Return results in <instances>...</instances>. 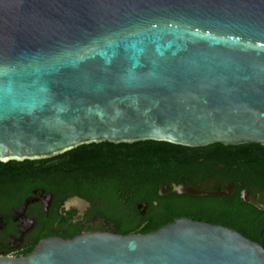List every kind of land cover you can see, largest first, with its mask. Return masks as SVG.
<instances>
[{
	"label": "water",
	"instance_id": "water-1",
	"mask_svg": "<svg viewBox=\"0 0 264 264\" xmlns=\"http://www.w3.org/2000/svg\"><path fill=\"white\" fill-rule=\"evenodd\" d=\"M147 141L264 146V0H0V163ZM0 264H264V249L178 218Z\"/></svg>",
	"mask_w": 264,
	"mask_h": 264
},
{
	"label": "trees",
	"instance_id": "trees-1",
	"mask_svg": "<svg viewBox=\"0 0 264 264\" xmlns=\"http://www.w3.org/2000/svg\"><path fill=\"white\" fill-rule=\"evenodd\" d=\"M259 154H264V146L254 144H214L204 148L153 141L83 145L46 160L0 163V190L7 189L0 194V201H9L11 197L21 201L30 189H42L86 200L90 204L89 213L110 226L109 233L146 234L175 219L187 218L233 229L258 243L256 234L264 221L251 224L237 201L174 193L170 184L194 177L211 156L222 155L229 163L242 160L244 167L260 171L264 169V161L253 158ZM190 158H200L203 163L197 166ZM161 186H167L169 192L158 195ZM141 202L147 204L143 216L135 209ZM42 229L40 238L53 234L46 232L47 228ZM77 234V230L69 229L62 237L70 239ZM261 237L264 249V231Z\"/></svg>",
	"mask_w": 264,
	"mask_h": 264
},
{
	"label": "flooded vegetation",
	"instance_id": "flooded-vegetation-1",
	"mask_svg": "<svg viewBox=\"0 0 264 264\" xmlns=\"http://www.w3.org/2000/svg\"><path fill=\"white\" fill-rule=\"evenodd\" d=\"M253 158L264 161V154L254 155ZM190 159L195 161L197 166L203 163L200 158ZM242 162V160H235L229 163L222 155L208 157L203 163L204 169L201 172H197L194 177H185L178 183L170 184V189L177 193L173 187H190L198 193L192 196L237 201L239 208L245 212V218L251 224L262 223L264 221V169L250 170L244 167ZM259 181L260 185L257 184ZM6 190V187L4 189L1 187L0 194ZM168 192L167 186H161L157 194L163 195ZM135 209L139 216H143L147 204L138 203ZM89 210L90 204L76 195L64 196L47 193L42 189H30L28 194L22 196L21 201L17 198L12 200V197L9 201H0V257H25L30 253L27 254L28 248L36 241L49 237L63 239L62 235L69 229L77 230V235L85 232H108L107 229L110 226H106L102 220L92 216ZM42 227L47 228L46 232L53 234L40 238V233L44 231ZM263 231L264 226L256 234L259 242L261 239L262 243Z\"/></svg>",
	"mask_w": 264,
	"mask_h": 264
}]
</instances>
